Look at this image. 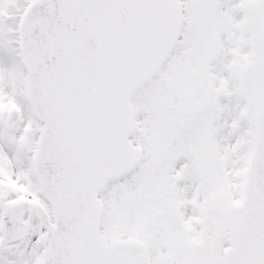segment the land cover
<instances>
[{
	"label": "snow or ice",
	"instance_id": "snow-or-ice-1",
	"mask_svg": "<svg viewBox=\"0 0 264 264\" xmlns=\"http://www.w3.org/2000/svg\"><path fill=\"white\" fill-rule=\"evenodd\" d=\"M0 264H264V0H0Z\"/></svg>",
	"mask_w": 264,
	"mask_h": 264
}]
</instances>
